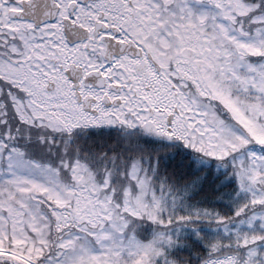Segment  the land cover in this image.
I'll return each mask as SVG.
<instances>
[{"label":"snow or ice","instance_id":"obj_1","mask_svg":"<svg viewBox=\"0 0 264 264\" xmlns=\"http://www.w3.org/2000/svg\"><path fill=\"white\" fill-rule=\"evenodd\" d=\"M0 264H264V0H0Z\"/></svg>","mask_w":264,"mask_h":264}]
</instances>
